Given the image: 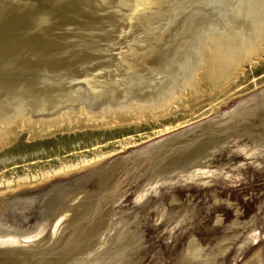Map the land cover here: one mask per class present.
<instances>
[{
  "label": "rangeland",
  "instance_id": "374dc122",
  "mask_svg": "<svg viewBox=\"0 0 264 264\" xmlns=\"http://www.w3.org/2000/svg\"><path fill=\"white\" fill-rule=\"evenodd\" d=\"M0 36V264H264V0H0Z\"/></svg>",
  "mask_w": 264,
  "mask_h": 264
},
{
  "label": "bare ground",
  "instance_id": "6f19581e",
  "mask_svg": "<svg viewBox=\"0 0 264 264\" xmlns=\"http://www.w3.org/2000/svg\"><path fill=\"white\" fill-rule=\"evenodd\" d=\"M227 1H228V0H227ZM229 1H230V0H229ZM237 1H238V0H237ZM212 2H213V1H212ZM218 2H219V1H218ZM224 2H226V1H224ZM224 2H223V3H224ZM227 3H229V2H227ZM238 3H239V2H238ZM216 4H217V6H219L218 4H220V3H216ZM209 6H210V5H209ZM224 6H226V5H224ZM227 7H228V6H227ZM214 8H215V6H213L212 9H214ZM222 8H225V7H222ZM208 9H209V8H208ZM219 9H221V8H219ZM230 9H231V8H230ZM216 12H219V11L216 10ZM216 12H215V13H216ZM225 13H226V12H225ZM35 21H36V20H35ZM35 21H34V22H35ZM30 23H31V22H30ZM37 23H38V22H37ZM35 26H36V24L34 25V29H35ZM2 34H3V33H2ZM4 34H5V33H4ZM11 36H12V34H11ZM13 36H15V35H13ZM1 37H2V36H0V38H1ZM13 38H14V37H13ZM7 39L9 40L10 37L7 38ZM18 39H19V38H18ZM13 40H15V39H13ZM11 41H12V40H11ZM4 43H5V42H4ZM6 43H7V42H6ZM7 44H8V43H7ZM44 46H45V45H44ZM40 48H41V47H40ZM42 48H43V47H42ZM2 50H3V49H2ZM40 50H41V49H40ZM43 51H44V50H43ZM41 52H42V51H41ZM39 53H40V52H39ZM35 54H36V53H35ZM37 54H38V53H37ZM37 54H36V55H37ZM38 55H39V54H38ZM38 55H37V56H38ZM40 55H41V53H40ZM40 55H39V58H38V59H41V58H40ZM34 56H35V55H34ZM41 56H42V55H41ZM19 58H20V57H19ZM33 58H34V57H32V59H33ZM29 59H31V58H29ZM32 59H31V60H32ZM43 59H45V58H43ZM48 59H49V58H48ZM46 60H47V59H46ZM46 60H45V61H46ZM33 61H34V59H33ZM35 61H36V59H35ZM40 61H41V60H40ZM42 62H43V61H42ZM33 63H34V62H33ZM33 63H32V64H33ZM35 63H37V62H35ZM15 64H16V63H15ZM15 64H14V65H15ZM42 64L46 65L47 62H46V63H42ZM14 65H12V67H13ZM17 65H18V64H17ZM44 65H43V66H44ZM44 67H45V66H44ZM44 67H43V68H44ZM37 68H38V67H37ZM12 69H13V68H12ZM20 69H21V68H20ZM41 70H42V69H41ZM18 72H19V70H18ZM13 73H14V72H13ZM8 77H9V76H8ZM38 77H39V76H38ZM62 77H63V76H62ZM37 79H39V78H37ZM37 79H36V80H37ZM40 79H41V78H40ZM40 79H39V81H40ZM12 80H13V79H12ZM34 80H35V78H34ZM41 81H42V80H41ZM31 83H32V82H31ZM37 83H38V82H37ZM44 83H45V81H44ZM44 83H43V84H44ZM35 84H36V82H35V83H32V84H31V85H32L31 87L36 88V85H35ZM38 84H41V82L38 83ZM43 84H42V85H43ZM33 85H35V86H33ZM42 85H41V88H40L39 90L42 89V87H43ZM45 85H48L47 82H46ZM146 85H147V84H146ZM37 87H38V86H37ZM46 87H47V86H46ZM48 87H49V85H48ZM150 87H151V86H150ZM27 88H30V87H27ZM34 88H31V89H34ZM38 88H39V87H38ZM38 88H37V89H38ZM44 88H45V87H44ZM146 88H147V86H146ZM151 88H152V87H151ZM31 89H29V91H30ZM45 89H48V88H45ZM138 89H139V88H138ZM143 89H144V88H143ZM34 90H35V89H34ZM39 90H38V91H39ZM25 91H26V90H25ZM43 91H44V90H43ZM36 92H37V91L35 90V93H36ZM41 92H42V91H41ZM28 93H29V92H28ZM28 93H27V94H28ZM27 94H26V95H27ZM30 94H31V93H29V96H32L33 92H32L31 95H30ZM39 94H40V93H39ZM35 95H36V94H35ZM37 95H38V94H37ZM199 95H200V94H199ZM27 96H28V95H27ZM190 96L193 97V95H190ZM33 97H34V96H33ZM33 97H32V98H33ZM36 99H37V98H36ZM30 101H31V100H30ZM38 101H39V100H38ZM41 101H42V100H41ZM31 102H34V101H31ZM36 102H37V101H35L33 105H35ZM36 104H37V103H36ZM40 104H43V103H40ZM37 107H38V106H37Z\"/></svg>",
  "mask_w": 264,
  "mask_h": 264
}]
</instances>
